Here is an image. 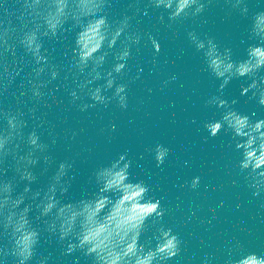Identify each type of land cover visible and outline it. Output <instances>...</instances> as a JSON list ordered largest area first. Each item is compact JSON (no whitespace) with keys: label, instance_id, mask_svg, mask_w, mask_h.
<instances>
[{"label":"clouds","instance_id":"9594fccd","mask_svg":"<svg viewBox=\"0 0 264 264\" xmlns=\"http://www.w3.org/2000/svg\"><path fill=\"white\" fill-rule=\"evenodd\" d=\"M113 2L0 0V97L13 98L6 106L0 101V264H31L34 258V264H51L49 254L37 256L42 237L54 240L62 257L78 253L73 264H80L81 257L85 264H168L181 252V236L162 222L166 212L162 198L148 195L150 185L144 179L132 178L133 160L127 147L91 170L93 188L70 196L76 178L75 157L55 160L49 140L55 144L56 135L42 118L44 114L37 115L38 108L51 106L48 97L55 99L54 88L61 85L67 87L71 103L82 112L99 105L108 107L113 101L121 108L128 107L129 84L121 76L133 48L139 51L146 35L145 43L153 50L151 64L155 65L161 43L151 31L143 33L140 26H132L133 17L148 14V6L140 7L141 0H130L132 11L118 19L109 18ZM209 2L147 0L148 5L167 11L170 24L197 16ZM227 3L229 11L251 18L248 37L252 42L247 44L244 58L234 59L232 48L221 47L214 36L190 29L187 37L202 53L210 75L219 81L217 92L204 100L219 112L204 121V128L212 137L221 129L230 133V147L240 156L238 167L252 195L259 196L264 192V115L239 110L235 107L238 97L229 99L223 90L233 78L243 77L240 95L264 106V8L250 13L248 0ZM158 19L164 20V11ZM69 35L71 43L63 46V61H56L49 45ZM144 67L137 64L136 75L129 80L139 77ZM17 77H21L18 87H13ZM176 79L173 73L164 84ZM53 81L57 83L50 87ZM42 127H47L49 140L41 138ZM107 127L115 130L117 124L111 122ZM76 135L73 129L72 136ZM148 151L161 165L170 149L158 142ZM9 158L11 162L6 163ZM38 165L39 172L35 170ZM50 167L46 182L33 187L38 175L48 173ZM9 168L11 176L6 175ZM200 180L199 175H193L184 183L195 189ZM20 181L24 183L18 188ZM150 227L151 234L143 235ZM202 256L198 264H213L209 252ZM189 260L197 264L195 256ZM225 264H264V253L243 250L237 243Z\"/></svg>","mask_w":264,"mask_h":264},{"label":"water","instance_id":"95a60500","mask_svg":"<svg viewBox=\"0 0 264 264\" xmlns=\"http://www.w3.org/2000/svg\"><path fill=\"white\" fill-rule=\"evenodd\" d=\"M129 2L114 0L109 18L118 19L122 13L131 12ZM248 3L250 13L264 8L261 0H248ZM145 6L148 14L133 17L132 26H140L143 33L151 31L160 40L161 49L153 65V50L150 43H145L146 35L142 37L139 51L133 48L128 68L121 76L129 84L128 107L121 108L113 101L108 107L99 105L82 112L71 103L67 87L61 85L54 88L55 99L48 97L51 106L44 105L37 111V115L44 114L42 118L52 127L56 143L51 144L47 127H42L41 138L49 140V151L56 161L75 157L76 178L69 193L73 197L94 187L89 177L98 163H107L127 147L133 160L132 178L144 179L150 185L148 195L162 198L166 208L162 222L173 227L182 238L181 252L168 264H192L189 258L193 256L198 264L203 252L211 254L213 264H225L237 243L243 250L264 253V192L252 195L238 167L239 152L230 147V133L221 129L212 137L204 128V121L213 118L214 111L219 112L214 105L204 104L209 95L217 92L219 81L210 75L202 53L195 50L187 37V31L195 29L202 36H214L221 47L230 46L234 59L244 58L247 44L252 42L248 37L250 15L229 11L227 0H210L202 13L170 24L166 10L141 0L140 7ZM161 11H164L163 21L158 19ZM66 43H71V35L49 45L56 61H63L61 53ZM137 64L145 65L144 71L129 80L136 75ZM173 73L177 79L164 84ZM20 79L17 77L13 87H18ZM243 81V77L233 78L223 90L225 96L238 97L235 107L241 111L264 115V106L248 95H240ZM56 83L53 81L49 86ZM12 99L10 95L0 97L5 106ZM111 122L117 124L115 130L108 129ZM73 129L77 131L76 136H72ZM158 142L170 149L161 165H157L153 153L148 151ZM137 161L141 166H137ZM10 162L9 158L6 163ZM39 167L35 169L37 172ZM51 171L52 167L48 173L38 175L33 187L46 182ZM12 174L9 168L6 175ZM193 175L201 177L195 189L184 183ZM23 183L20 181L18 188ZM190 231L194 234L189 235ZM150 234L151 227L143 235ZM40 253L49 254L51 264H73L74 257L79 255L62 257L56 242H48L43 237L37 256ZM34 262L35 258L31 264ZM80 264H85L83 257Z\"/></svg>","mask_w":264,"mask_h":264}]
</instances>
